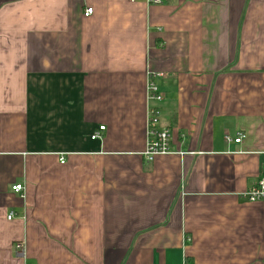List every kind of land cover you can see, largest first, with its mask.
<instances>
[{
	"label": "crops",
	"instance_id": "crops-1",
	"mask_svg": "<svg viewBox=\"0 0 264 264\" xmlns=\"http://www.w3.org/2000/svg\"><path fill=\"white\" fill-rule=\"evenodd\" d=\"M149 1L0 0V264H264V0Z\"/></svg>",
	"mask_w": 264,
	"mask_h": 264
},
{
	"label": "built area",
	"instance_id": "built-area-1",
	"mask_svg": "<svg viewBox=\"0 0 264 264\" xmlns=\"http://www.w3.org/2000/svg\"><path fill=\"white\" fill-rule=\"evenodd\" d=\"M150 3L158 4L161 0H150ZM93 8L89 7L85 10V16H89L93 13ZM149 94L152 100H161L163 98L158 86L155 82L150 81L149 83ZM160 118L157 112L153 109L150 111L147 120V136H146V149L143 152L144 158L150 162L158 155H164L171 153V134L168 128H161ZM99 131L105 129V126H100ZM99 133L92 135V139L99 138ZM245 137L243 133H238L237 138H232L229 134H226V140L228 142L234 141L235 143H240ZM61 163H64V159H61ZM24 190L22 184H15L12 186V191L17 194H21ZM243 196L252 202H264V162L260 165V173L258 180L253 184ZM14 214L8 215V219H12ZM18 249H22L21 244H17Z\"/></svg>",
	"mask_w": 264,
	"mask_h": 264
}]
</instances>
